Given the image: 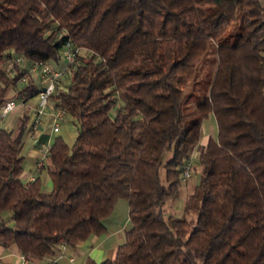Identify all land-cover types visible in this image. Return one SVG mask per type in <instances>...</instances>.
Here are the masks:
<instances>
[{
	"label": "trees",
	"instance_id": "obj_1",
	"mask_svg": "<svg viewBox=\"0 0 264 264\" xmlns=\"http://www.w3.org/2000/svg\"><path fill=\"white\" fill-rule=\"evenodd\" d=\"M66 43L49 101L77 136L51 142L45 192L22 177L29 116L0 130V247L54 257L104 234L124 199L129 227L100 264H264V0H0V107L37 96L20 79ZM209 115L216 137L197 146ZM194 149L199 183L166 216Z\"/></svg>",
	"mask_w": 264,
	"mask_h": 264
},
{
	"label": "crops",
	"instance_id": "obj_2",
	"mask_svg": "<svg viewBox=\"0 0 264 264\" xmlns=\"http://www.w3.org/2000/svg\"><path fill=\"white\" fill-rule=\"evenodd\" d=\"M65 61L57 64L59 69L65 68ZM32 80L33 83H40L38 89L44 86L45 80L41 79L38 73H33L27 76V80ZM25 81V82H26ZM34 107L31 104H28V100L24 103L18 102L17 106L9 112L5 117L0 118V130H12L16 127L19 119L27 114L33 118ZM50 112L47 114L49 116V121H51L53 109L49 106ZM46 116V115H45ZM59 131V130H58ZM33 134L34 131H31ZM49 142V137L44 133H40L37 137L34 138V147L32 150L33 162L32 168L29 169L22 175L24 180H29L31 177H36L39 170L36 166L37 160L40 155L39 151L42 153L43 145ZM116 205V204H115ZM115 209V206H114ZM123 213L125 220H128V205L124 208ZM114 211V210H113ZM113 215V212L112 214ZM111 215L105 220L104 224L106 227V232L102 235H92L86 241L79 242L74 247L60 246L58 253L54 257L44 258L39 262H30L28 264H100L104 260L113 259L116 254L118 246L121 244L120 232L126 230L125 228L107 227V221L111 218ZM123 231V233H124ZM21 255L18 253L17 248L14 246L4 248L0 247V264H20Z\"/></svg>",
	"mask_w": 264,
	"mask_h": 264
},
{
	"label": "rangeland",
	"instance_id": "obj_3",
	"mask_svg": "<svg viewBox=\"0 0 264 264\" xmlns=\"http://www.w3.org/2000/svg\"><path fill=\"white\" fill-rule=\"evenodd\" d=\"M65 78L62 79V87L61 89H65L66 86H64L66 83V80L64 81ZM35 86L39 87L40 83H36ZM18 89L23 88V83H18L17 84ZM38 99L37 96H33L28 99V104H31L33 106L37 105ZM51 105L50 101L48 102V108L46 109V116L44 115L42 117V123L40 127L37 129V131H34V133H31V130H29V124L32 122V117H30L29 122H28V128L24 133L23 136V147L21 150L22 155L25 157V162H24V171L23 175L26 171L32 168V162H33V155L34 153L32 152L34 147V138L37 137L40 133H44L49 137V142L45 143L43 145V148L48 145L50 146L51 142L56 136H61L68 145H72L76 136H77V127L76 124L73 120V118L67 114H64V119L60 123L59 131L58 132H53L52 131V124L51 121H49V114L50 109L49 106ZM190 105V104H189ZM114 111V110H113ZM112 111V113H114ZM190 109H187V112L189 113ZM190 114V113H189ZM189 119H194L195 114H190L188 116ZM216 123L214 120V117L212 115H209L207 118L203 119L201 122V127H200V137L197 142V146H202L204 145L207 140L212 137H216ZM40 151L38 155H40ZM167 156V155H166ZM169 156V155H168ZM198 156V149H194L191 155V159L193 163H195V159ZM46 162V160H45ZM195 170H191L190 172V177L186 181H181L180 183V188H179V195L173 199L169 200L165 203L164 205V214L167 215H175V216H182L183 214V208H184V203L186 200V197L192 192L193 186L199 183L200 180V175H199V168L195 164L193 165ZM38 176L40 177L41 185H42V190L45 192H49L52 189V183L51 179L49 177L47 169H43L40 173H38ZM123 206L124 208L127 206V202L124 199H119L116 202L115 209L113 211V215H111V218L109 221H107V227H115V225L118 228H125L127 229L129 227V220H125L124 218V213H123ZM188 219H195L194 214H188L187 215ZM124 231V229H123ZM123 231L120 232V239L121 242L124 239V233Z\"/></svg>",
	"mask_w": 264,
	"mask_h": 264
},
{
	"label": "built area",
	"instance_id": "obj_4",
	"mask_svg": "<svg viewBox=\"0 0 264 264\" xmlns=\"http://www.w3.org/2000/svg\"><path fill=\"white\" fill-rule=\"evenodd\" d=\"M78 49H73L69 43H66L65 50L62 52L63 61H65L66 66L63 69H59L58 67H54L48 63H37L34 62L30 64L27 71L23 74L20 79L21 82H24L30 74L38 73L41 79L45 80V84L41 87L37 93L38 103L34 107L33 118L31 122V131H37L42 123V117L46 114V109L48 108V102L50 97L52 96L55 87L59 84L60 79L66 73L68 66L73 62L74 55L77 53ZM22 103V102H21ZM18 102L10 99L4 102V104L0 107V118L5 117L9 112H11L16 106ZM64 119V112L61 109H56L52 113L51 124L52 131L58 132L60 123ZM49 146L46 145L42 153L37 160L36 166L38 169L43 168L44 161L46 158V154L48 152ZM192 159H190L186 164L183 165L181 171V179L182 181H186L190 177V169L192 165ZM31 177L29 180H33ZM20 264H28L29 261L21 256ZM52 264V263H47Z\"/></svg>",
	"mask_w": 264,
	"mask_h": 264
}]
</instances>
